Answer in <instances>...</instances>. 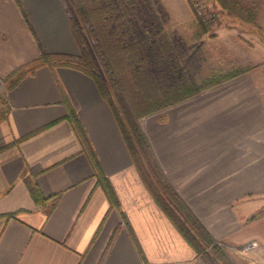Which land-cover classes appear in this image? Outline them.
Wrapping results in <instances>:
<instances>
[{
  "label": "crops",
  "instance_id": "obj_1",
  "mask_svg": "<svg viewBox=\"0 0 264 264\" xmlns=\"http://www.w3.org/2000/svg\"><path fill=\"white\" fill-rule=\"evenodd\" d=\"M41 50L78 54L62 0H0V93L7 112L0 121V264H205L144 186L89 77L41 67L5 89L3 80ZM244 76L139 124L195 217L217 242L243 252L235 264H264V215L250 220L264 199V92ZM71 113L117 207L97 182ZM27 181L46 200L36 203Z\"/></svg>",
  "mask_w": 264,
  "mask_h": 264
},
{
  "label": "trees",
  "instance_id": "obj_2",
  "mask_svg": "<svg viewBox=\"0 0 264 264\" xmlns=\"http://www.w3.org/2000/svg\"><path fill=\"white\" fill-rule=\"evenodd\" d=\"M79 1L80 3L76 2L73 6L74 15L66 12L78 55L47 54L41 50L38 58L18 67L3 80L8 82L5 89L11 90L24 77L32 76L41 67L70 68L89 77L100 96L108 104L129 157L162 213L202 262L234 264L227 255L225 247L210 235L167 180L140 127L139 119L182 102L209 87L229 81L247 72L248 69H237L227 75L213 76L198 86L188 82L176 83L165 91L157 83L153 72L148 69L147 60L135 55L133 51L136 49L120 46L112 34L104 29L97 6L89 8L87 1L91 0ZM213 1L244 24L251 25L255 22L254 8L243 6L235 0ZM210 21L206 24L199 21V29L205 32ZM86 36L92 40L93 50L86 42ZM136 63H139L141 67H134ZM6 114L5 93L2 92L0 93V121L6 117ZM70 118L78 131V138L82 145L87 146L86 152L95 170L99 186L108 196L110 203L117 207L118 202L112 187L96 160L78 120L73 113L70 114ZM27 184L30 195L36 203L46 200L35 182L27 181ZM57 199L58 195L54 196L53 203ZM261 215L264 213L252 216L250 220ZM12 216L13 214L5 215V217Z\"/></svg>",
  "mask_w": 264,
  "mask_h": 264
},
{
  "label": "rangeland",
  "instance_id": "obj_3",
  "mask_svg": "<svg viewBox=\"0 0 264 264\" xmlns=\"http://www.w3.org/2000/svg\"><path fill=\"white\" fill-rule=\"evenodd\" d=\"M235 1L255 9L253 24H244L213 0H91L87 3L89 8L97 6L102 26L120 46L136 49L133 53L147 60L148 69L165 91L176 83L198 86L213 76L247 68L239 76L256 81L264 92V0ZM76 2L80 3L62 0L71 15ZM199 21L203 24L210 21L205 32L199 29ZM86 42L93 50L92 40L87 36ZM134 67L141 65L136 63ZM261 201L264 204V199L258 201L260 210L255 215L264 213ZM224 247L233 263H239L243 252Z\"/></svg>",
  "mask_w": 264,
  "mask_h": 264
}]
</instances>
